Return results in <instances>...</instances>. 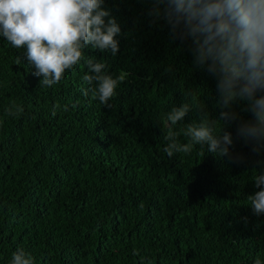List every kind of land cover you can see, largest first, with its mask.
I'll list each match as a JSON object with an SVG mask.
<instances>
[{
    "label": "trees",
    "instance_id": "1",
    "mask_svg": "<svg viewBox=\"0 0 264 264\" xmlns=\"http://www.w3.org/2000/svg\"><path fill=\"white\" fill-rule=\"evenodd\" d=\"M103 6L121 27L120 51L113 57L89 46L84 56L105 62L110 74L126 73L111 107L91 99L84 59L40 87L25 50L0 36V264L20 247L34 264L264 261V215L247 202L259 190L252 173L264 174V154L236 136V122L225 130L243 163L207 149L201 157L200 146L169 158L164 114L192 92L194 104L219 118L216 79L194 66L190 41L153 22L149 0ZM244 107L234 105L249 120ZM197 119L194 109L175 130Z\"/></svg>",
    "mask_w": 264,
    "mask_h": 264
},
{
    "label": "clouds",
    "instance_id": "2",
    "mask_svg": "<svg viewBox=\"0 0 264 264\" xmlns=\"http://www.w3.org/2000/svg\"><path fill=\"white\" fill-rule=\"evenodd\" d=\"M149 2L153 22L165 21L175 38L190 41L194 66L216 79L221 109L219 118H214L205 105L193 103L194 93H185L182 104L172 106L162 118L167 141L163 151L172 158L176 154L190 155L200 146L201 157L207 149L227 157L230 163H243L246 157L232 151L233 134L225 130L229 123L238 122L236 136L250 146L252 153L264 154V0ZM103 5L104 0H0V36L12 47L25 50L33 74L42 77L40 87L59 83L66 70L84 59L88 73L82 80L95 84L89 90L91 99L111 107L110 101L126 82V73L110 74L105 62L84 56L89 46L100 53L110 51L113 57L120 51L116 37L121 27ZM16 63H21L20 57ZM172 71L171 66L165 69L166 73ZM89 91L84 95L88 96ZM237 102L245 105L242 111L250 113L251 119H242L234 109ZM194 109L198 119L175 130ZM181 136L185 142H181ZM252 174L259 190L249 195L247 202L259 217L264 215V174ZM133 255H139L138 251L134 249ZM9 264H34V258L20 247L12 253ZM254 264L264 261L257 256Z\"/></svg>",
    "mask_w": 264,
    "mask_h": 264
}]
</instances>
